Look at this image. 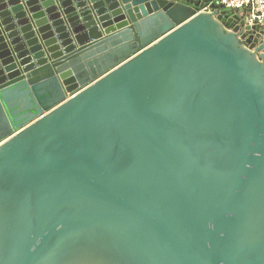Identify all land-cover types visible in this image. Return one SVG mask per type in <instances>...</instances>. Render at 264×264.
Segmentation results:
<instances>
[{
  "label": "water",
  "instance_id": "water-1",
  "mask_svg": "<svg viewBox=\"0 0 264 264\" xmlns=\"http://www.w3.org/2000/svg\"><path fill=\"white\" fill-rule=\"evenodd\" d=\"M0 264H264V25L0 0Z\"/></svg>",
  "mask_w": 264,
  "mask_h": 264
},
{
  "label": "built area",
  "instance_id": "built-area-1",
  "mask_svg": "<svg viewBox=\"0 0 264 264\" xmlns=\"http://www.w3.org/2000/svg\"><path fill=\"white\" fill-rule=\"evenodd\" d=\"M225 10H246L245 19L249 23L264 25V0H210Z\"/></svg>",
  "mask_w": 264,
  "mask_h": 264
},
{
  "label": "crops",
  "instance_id": "crops-1",
  "mask_svg": "<svg viewBox=\"0 0 264 264\" xmlns=\"http://www.w3.org/2000/svg\"><path fill=\"white\" fill-rule=\"evenodd\" d=\"M230 15L237 13V14H246L247 11L246 10H237V11H232V12H228Z\"/></svg>",
  "mask_w": 264,
  "mask_h": 264
},
{
  "label": "trees",
  "instance_id": "trees-1",
  "mask_svg": "<svg viewBox=\"0 0 264 264\" xmlns=\"http://www.w3.org/2000/svg\"><path fill=\"white\" fill-rule=\"evenodd\" d=\"M220 9H223L222 6H218ZM227 12H232L231 10H227Z\"/></svg>",
  "mask_w": 264,
  "mask_h": 264
}]
</instances>
